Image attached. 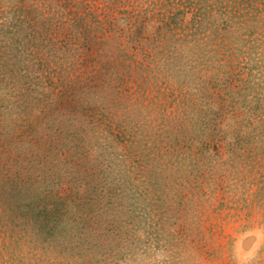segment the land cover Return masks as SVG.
<instances>
[{
    "label": "rangeland",
    "instance_id": "1",
    "mask_svg": "<svg viewBox=\"0 0 264 264\" xmlns=\"http://www.w3.org/2000/svg\"><path fill=\"white\" fill-rule=\"evenodd\" d=\"M0 264H264V0H0Z\"/></svg>",
    "mask_w": 264,
    "mask_h": 264
}]
</instances>
